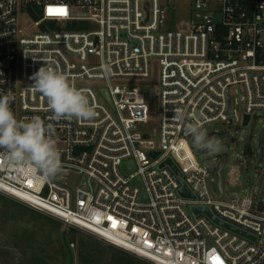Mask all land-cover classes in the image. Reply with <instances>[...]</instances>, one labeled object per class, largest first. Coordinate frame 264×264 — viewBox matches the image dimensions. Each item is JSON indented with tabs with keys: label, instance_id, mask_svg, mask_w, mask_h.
Masks as SVG:
<instances>
[{
	"label": "built area",
	"instance_id": "1",
	"mask_svg": "<svg viewBox=\"0 0 264 264\" xmlns=\"http://www.w3.org/2000/svg\"><path fill=\"white\" fill-rule=\"evenodd\" d=\"M173 3L0 0V94L15 97L17 119L40 116L52 125L64 167L50 182H37L0 156V193L154 264H264V188L217 198L216 158L210 167L198 160L185 130L194 116L204 127L240 120L236 93L242 124L246 114L248 125L264 118V0H193L189 21L165 27ZM48 63L86 90L95 118H53L31 86ZM105 63L112 68L107 79ZM153 67L157 128L147 90L132 81L150 78ZM174 107L185 121L172 119ZM167 158L180 177L162 165ZM182 187L192 196L181 195ZM218 189L223 196L222 179Z\"/></svg>",
	"mask_w": 264,
	"mask_h": 264
},
{
	"label": "rangeland",
	"instance_id": "2",
	"mask_svg": "<svg viewBox=\"0 0 264 264\" xmlns=\"http://www.w3.org/2000/svg\"><path fill=\"white\" fill-rule=\"evenodd\" d=\"M192 17L193 0H174L169 8L165 27L176 28ZM156 79L157 73L153 67L150 78L132 80L135 85L147 90L145 99L154 128L158 126L156 111L159 107L157 96L152 92ZM231 101L232 108H236L240 114V120L234 119L231 124L211 123L204 127L210 138L216 137L220 143L229 146L227 152L209 156L216 158L217 162L212 168L213 191L217 198L224 200L235 194L246 196L261 193L264 188V150L263 158L260 159L257 147L258 133L264 124V118L256 122L251 140L252 153L244 155L243 144L248 138L250 124H242L240 93L233 94ZM188 143L191 146V139ZM204 152L206 150H194V155L202 161L206 159L202 157ZM219 164L222 165L221 170ZM219 174L223 196L218 189ZM2 194L0 193V264H154L89 232L66 226L53 217Z\"/></svg>",
	"mask_w": 264,
	"mask_h": 264
},
{
	"label": "clouds",
	"instance_id": "3",
	"mask_svg": "<svg viewBox=\"0 0 264 264\" xmlns=\"http://www.w3.org/2000/svg\"><path fill=\"white\" fill-rule=\"evenodd\" d=\"M101 69L106 79L111 77L109 64H102ZM31 79L32 88L46 98L47 107L55 120L90 121L97 116L86 90L77 88L66 74L51 63L41 66ZM14 99L10 91L0 94V156L4 157L8 168L24 169L35 181L50 182L64 172L55 129L40 116L17 119L10 107ZM173 112V120L185 121L183 109L174 107ZM189 119L191 122L185 125V130L191 136V147L209 153L220 151V141L208 136L200 117Z\"/></svg>",
	"mask_w": 264,
	"mask_h": 264
},
{
	"label": "water",
	"instance_id": "4",
	"mask_svg": "<svg viewBox=\"0 0 264 264\" xmlns=\"http://www.w3.org/2000/svg\"><path fill=\"white\" fill-rule=\"evenodd\" d=\"M101 92L103 93V95L106 97L107 100H109V97H108V94L106 92L105 89H101ZM248 119H249V116L248 114H246L244 116V120H243V125H248ZM256 123V116L253 117L252 119V122L249 126V131H248V138L247 140L244 142L243 144V154H251L252 153V146H251V139H252V130L254 128V125ZM263 141H264V124L262 125V127L260 128L259 130V133H258V154H259V157L260 159L263 158V152H262V148H263ZM221 150L218 151V152H215V153H209L208 151L202 153V157H205L206 160H203V163L205 165H207L208 167L212 166L215 162V158H212V157H209L211 155H217V154H221V153H224L227 151V148L228 146L225 144V143H221ZM157 152H154L153 155H156ZM208 157V158H207ZM163 164H168L173 170L174 172L180 177V171L179 169L177 168V166L175 165V163L170 159V158H167L166 160H164L162 162V165ZM126 166V165H125ZM135 182H138L139 183V179L138 178H135L134 179ZM221 184V177L219 176L218 177V186H220ZM179 193L183 196H192L191 193H189L185 187H182L179 189ZM263 196H264V193H263ZM142 197L145 198V193L143 192L142 193ZM262 205L264 206V197H263V200H262ZM191 209L195 212V213H204L206 214L210 219L214 220L215 222H218L220 223L221 225L223 226H226V227H229L231 228L232 230L242 234V235H246L243 231L235 228V227H232V226H229L221 221H219L215 216L214 214L206 207H195V206H192Z\"/></svg>",
	"mask_w": 264,
	"mask_h": 264
},
{
	"label": "snow or ice",
	"instance_id": "5",
	"mask_svg": "<svg viewBox=\"0 0 264 264\" xmlns=\"http://www.w3.org/2000/svg\"><path fill=\"white\" fill-rule=\"evenodd\" d=\"M50 14H51V11H50ZM59 14H60V15H66L67 12H66V10H60Z\"/></svg>",
	"mask_w": 264,
	"mask_h": 264
},
{
	"label": "flooded vegetation",
	"instance_id": "6",
	"mask_svg": "<svg viewBox=\"0 0 264 264\" xmlns=\"http://www.w3.org/2000/svg\"><path fill=\"white\" fill-rule=\"evenodd\" d=\"M254 128H255V125H254ZM254 128H253V130H252V137H253V135H254ZM252 140V139H251ZM263 150H264V141H263V148H262V152H263Z\"/></svg>",
	"mask_w": 264,
	"mask_h": 264
},
{
	"label": "trees",
	"instance_id": "7",
	"mask_svg": "<svg viewBox=\"0 0 264 264\" xmlns=\"http://www.w3.org/2000/svg\"><path fill=\"white\" fill-rule=\"evenodd\" d=\"M34 17H36V15H34ZM3 195V194H2ZM7 197V196H6Z\"/></svg>",
	"mask_w": 264,
	"mask_h": 264
}]
</instances>
